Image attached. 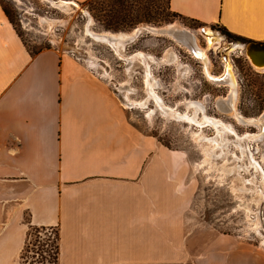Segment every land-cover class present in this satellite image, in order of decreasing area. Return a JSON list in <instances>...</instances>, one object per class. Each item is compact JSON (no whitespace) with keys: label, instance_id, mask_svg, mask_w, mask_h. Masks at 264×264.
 <instances>
[{"label":"crops","instance_id":"0c3cea01","mask_svg":"<svg viewBox=\"0 0 264 264\" xmlns=\"http://www.w3.org/2000/svg\"><path fill=\"white\" fill-rule=\"evenodd\" d=\"M169 7L264 43V0ZM84 65L55 48L31 55L0 4V264H20L29 228L56 229L57 264L191 261L171 222L176 209L162 205L161 164L145 157L144 134L118 109L107 80Z\"/></svg>","mask_w":264,"mask_h":264},{"label":"rangeland","instance_id":"374dc122","mask_svg":"<svg viewBox=\"0 0 264 264\" xmlns=\"http://www.w3.org/2000/svg\"><path fill=\"white\" fill-rule=\"evenodd\" d=\"M76 3L79 8L71 6L70 10H62L52 8L44 0H0L1 7L10 15L14 30L30 53L49 48L65 53L73 49L74 53L69 52L70 55L81 60L83 65L90 55L96 59L91 60L96 67L85 65L107 80L118 109L127 114L130 124L143 132L145 157L161 164L154 169L164 180L162 205L176 209L171 222L184 238L181 253L192 256L191 261L177 264H206L198 258L205 254L225 257L224 264L231 263L230 256H234L239 264L245 259L239 255L249 256L251 264H264V198L259 203L255 201L258 198L256 193L263 191L264 186L261 174H257L254 163H250L254 158L264 172V132L256 126L239 124L226 112L217 110L219 98L225 99L229 90L206 79L202 65L184 49L182 41L176 43L167 36L139 30L132 39L122 42V51H116V54L94 34H131L141 26L163 29L176 25L195 34L198 45L206 49L204 29L210 30L221 40L218 50L207 51L210 73L218 76L224 65H229L237 82L236 111L245 118H256L264 112V71L250 63L245 51L243 54L225 51L232 45L244 50L243 46L248 43L229 40L216 26L175 14L170 10L169 0H89ZM168 51L175 57V62L170 58L163 62ZM138 52L147 55L148 78L154 81L152 89L161 105L176 106L182 114L187 110L183 104L203 102L205 107L196 113L195 119L203 114L232 130L233 133L224 132L223 146L215 150L216 160L210 166L196 167L204 155L191 135L198 132L195 126L190 128L184 123L166 121L159 111H154L153 99L148 97L144 80L146 70L138 59L137 62L132 57ZM121 84L124 86L119 87ZM125 95L132 101H142L143 108L126 101ZM151 110L153 115L149 120L146 112ZM189 111L193 116V110ZM202 133L204 138L215 139L216 132L210 127L203 128ZM247 133L259 135L260 143L246 144L253 153L249 150L240 159L236 140ZM229 168L231 173L227 170ZM237 177L241 183L235 179ZM245 188L249 190L244 192L245 196L234 191ZM247 204L251 210L247 218L254 220L257 217L262 225L258 230L246 222ZM57 240L56 229L29 228L20 264H57Z\"/></svg>","mask_w":264,"mask_h":264},{"label":"bare ground","instance_id":"6f19581e","mask_svg":"<svg viewBox=\"0 0 264 264\" xmlns=\"http://www.w3.org/2000/svg\"><path fill=\"white\" fill-rule=\"evenodd\" d=\"M44 1H46L52 8H56V9L70 10L71 6H73L74 8H77V7L79 8V6L75 2H72V1H67V2L53 1V0H44ZM51 24L52 23H50L48 25L50 26ZM139 30L145 31L147 33H150V34L156 35V36H159V35L167 36L168 38H170L171 40H173L176 43H180L182 41L181 43H183L185 45L184 49L193 58L197 59L200 62V64L202 65L203 74L205 75L206 79L209 82H211L212 84L214 83L217 87H226L229 90V94L227 95V97L225 99H221L218 101L217 110L220 113L226 112V114H229L230 117L232 119H234L239 124H243L245 126H252V127L256 126V127L260 128V132H264L263 131V129H264V112L262 115H260L256 118H245V117L241 116L236 111L235 103H236V99H237V86H236L237 82L235 80L233 70H231L230 66L225 64L224 65L225 67H224L222 74H220L218 76L212 75L209 71V60H208V56L206 54H207V51H215V50H218L219 46L221 47V44H220L221 40L219 39V36L211 33L210 30L204 29L205 34H203V36H204L205 40L207 41V44H206V49H202L197 43V39L195 38V34L191 33L190 31H188L186 29L179 28L176 25H169L163 29H159V28L157 29V28H153V27H149V26H141V27L135 29L131 34H123V33L110 34V33L106 32V33H99V34H94V35H96L97 38L102 43L109 46L111 48V50L117 54L116 51H122V49H121V48H123L122 42H124L128 39H132V37H134L137 34V32H139ZM211 37H213L214 39L210 40ZM185 38H187V40H185ZM179 45L182 46L181 44H179ZM111 46L114 47V49ZM225 51H229V53L239 51L241 54H243V52L245 50H243V48L241 46H239V48H237L236 46L232 45L231 47H228L227 49H225ZM69 52L71 54L74 53L73 49L67 51L66 53H69ZM117 56L119 57V54ZM132 57H134V59H138L143 64V66L146 70V72L144 73V80H146L148 97L153 99L154 111H159V114L166 121L173 120V121H176L179 123H184L187 125V127H190V128L192 126H195L197 128L198 132H192L191 135L193 138H195L194 141L195 140L197 141L198 146L200 147V149L204 155L202 162H200L199 164L197 163L198 165L196 167L204 166V165L206 166V165L212 164V162H214L216 160V156L214 155L215 150L217 149L218 146L219 147L223 146L222 139L224 136V132L226 131L228 133H233L232 130L224 127V125L221 121L214 119V118L213 119L207 118L203 114H201L200 118L195 119L194 116L196 115V113H198L199 110H202V108L205 107V103H203V102H201V103H189V102H187V103L183 104L185 106V108H187V110L185 111V113H182V114H180L177 111L178 107H176V106L175 107H164L163 105H161L157 95L154 93V91L152 89V87L154 86V81L150 80L148 78V73H147L148 72V66L145 63L147 60V55L143 54L141 52H138V53L134 54ZM169 58H170V60L172 59V61L175 62V57L173 56V54L170 51L166 52V54L163 58V62H167V60ZM91 60H96V59L90 55V56H88L87 59L84 60V62L89 64V65L95 66L96 63H94ZM260 71H264V68H261ZM230 83L232 84V86H230ZM123 86L124 85H122V84L119 85V87H123ZM125 99H126V101L131 102L134 106H136L140 109L143 108V106H144L142 101H138V102H135V100L132 101V99L127 98L126 95H125ZM189 109L193 110V112H192L194 114L193 116L191 115ZM146 113L148 114L147 117L150 120L152 115H153V110L147 111ZM208 127L215 130V132H216L215 139L204 138L205 135L202 133L203 128H208ZM259 140H260L259 135L248 134V133L243 135L242 137L237 138V140H236L237 146H235V147L241 153L240 159H243L244 154L247 151H249V147H248V145L246 146V144H249V143H256L257 144V143H260ZM243 142H244V145H242ZM251 161L252 162H250V163H254L253 165H254L256 173L261 174V181H262V184L264 186V172L262 171V168H260L261 166H259L260 162L255 161L254 158ZM215 165H216V163H215ZM223 165H221V166H223ZM199 168H201V167H199ZM208 169H207V171H208ZM227 170H229L230 173L232 171V169H230V168ZM221 171H224V170H221ZM235 179L237 181H240V178H238V177ZM240 183H241V181H240ZM235 187H236V185H235ZM234 191L239 193L240 195H244V196H245L244 192H246V191L249 192V190H247L246 188L245 189H239V190L235 189ZM263 191H261L260 193H256V196L258 198H256L255 201H257L258 203H259V200L264 198V192ZM245 212H246L245 219H246V222L248 223L249 227L251 225V227L254 230H258V228L261 225L258 221V218L255 217L254 220L253 219L250 220L249 218H247V214L251 213V210L248 207V204L246 206ZM244 228H245V226H244Z\"/></svg>","mask_w":264,"mask_h":264},{"label":"water","instance_id":"95a60500","mask_svg":"<svg viewBox=\"0 0 264 264\" xmlns=\"http://www.w3.org/2000/svg\"><path fill=\"white\" fill-rule=\"evenodd\" d=\"M243 47L250 63L256 68H264V43L251 42Z\"/></svg>","mask_w":264,"mask_h":264},{"label":"trees","instance_id":"16d2710c","mask_svg":"<svg viewBox=\"0 0 264 264\" xmlns=\"http://www.w3.org/2000/svg\"><path fill=\"white\" fill-rule=\"evenodd\" d=\"M87 1H89V0H87ZM2 10H3V13L5 14V16H6V18L8 19V21L10 22V24L12 25V21H11V18H10V15H9V13L6 11V10H4L3 8H2ZM222 31H223V33H224V35L229 39V40H232V41H239V42H243V43H250L251 41H249V40H247V39H244V38H241V37H238V36H236V35H233V34H231V33H229V32H227L225 29H221ZM18 35V34H17ZM19 36V35H18ZM20 38V37H19ZM21 39V38H20ZM23 42V41H22ZM24 44V43H23ZM26 47V46H25ZM42 50H40V51H38V52H34V53H30L31 55H37L39 52H41ZM35 229H37V228H34V230Z\"/></svg>","mask_w":264,"mask_h":264},{"label":"flooded vegetation","instance_id":"af4514ba","mask_svg":"<svg viewBox=\"0 0 264 264\" xmlns=\"http://www.w3.org/2000/svg\"><path fill=\"white\" fill-rule=\"evenodd\" d=\"M221 74H222V73H221ZM187 94H188V93H187ZM222 98H223V97H220L219 99H222ZM225 98H226V97H225ZM173 106H174V105H173ZM248 147H249V146H248ZM249 150L252 152L253 149L251 150L250 147H249ZM252 153H253V152H252ZM252 153H251V154H252Z\"/></svg>","mask_w":264,"mask_h":264},{"label":"built area","instance_id":"2783aa9c","mask_svg":"<svg viewBox=\"0 0 264 264\" xmlns=\"http://www.w3.org/2000/svg\"><path fill=\"white\" fill-rule=\"evenodd\" d=\"M71 55H73V54H71Z\"/></svg>","mask_w":264,"mask_h":264}]
</instances>
